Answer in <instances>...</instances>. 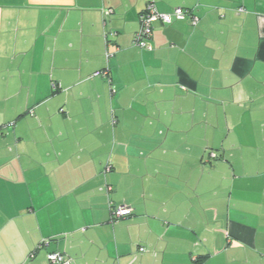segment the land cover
<instances>
[{"label": "crops", "instance_id": "crops-1", "mask_svg": "<svg viewBox=\"0 0 264 264\" xmlns=\"http://www.w3.org/2000/svg\"><path fill=\"white\" fill-rule=\"evenodd\" d=\"M53 252L264 264V0H0V264Z\"/></svg>", "mask_w": 264, "mask_h": 264}, {"label": "built area", "instance_id": "built-area-1", "mask_svg": "<svg viewBox=\"0 0 264 264\" xmlns=\"http://www.w3.org/2000/svg\"><path fill=\"white\" fill-rule=\"evenodd\" d=\"M186 17L191 18V24L195 25L197 19L191 15V12L183 8H175L170 14H160L153 4H148L145 10L139 16V28L134 35L133 45L140 50H151L150 39L152 36L153 24L161 22L162 24H170L174 20H182ZM108 57V55H106ZM105 75V73H102ZM214 155L211 154V157ZM108 169H106L107 171ZM130 214L128 208H117L113 211L112 218L119 219L127 217ZM140 252H144V248L140 249ZM49 264H72L71 260L66 256L53 252L47 255Z\"/></svg>", "mask_w": 264, "mask_h": 264}, {"label": "trees", "instance_id": "trees-1", "mask_svg": "<svg viewBox=\"0 0 264 264\" xmlns=\"http://www.w3.org/2000/svg\"><path fill=\"white\" fill-rule=\"evenodd\" d=\"M213 158H214V156H213Z\"/></svg>", "mask_w": 264, "mask_h": 264}]
</instances>
